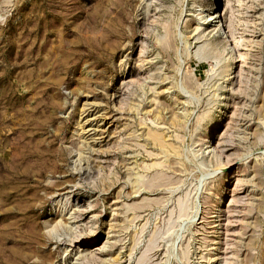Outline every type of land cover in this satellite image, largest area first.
<instances>
[{"label": "rangeland", "instance_id": "rangeland-1", "mask_svg": "<svg viewBox=\"0 0 264 264\" xmlns=\"http://www.w3.org/2000/svg\"><path fill=\"white\" fill-rule=\"evenodd\" d=\"M0 264H264V0H0Z\"/></svg>", "mask_w": 264, "mask_h": 264}, {"label": "bare ground", "instance_id": "bare-ground-1", "mask_svg": "<svg viewBox=\"0 0 264 264\" xmlns=\"http://www.w3.org/2000/svg\"><path fill=\"white\" fill-rule=\"evenodd\" d=\"M209 13V12H208ZM207 19H209V22L211 23V27H213V28H215V30H216V34H218V33H220L221 32V29H220V24H219V21L217 20L218 19V17H217V15L215 14V13H211V14H209V15H207V17H206ZM219 19H220V17H219ZM207 21V20H206ZM222 28V27H221ZM233 54H232V52H231V58H232V61L234 60V55L232 56ZM228 78H229V76H228ZM226 82V81H225ZM155 133H152V135H154ZM150 135H151V133H150ZM156 138V137H155ZM157 141H159L160 143H161V141H162V139L158 136L157 138ZM165 142V141H164ZM158 143V142H157ZM159 144V143H158ZM167 145V144H166ZM169 145V144H168ZM105 247V246H104Z\"/></svg>", "mask_w": 264, "mask_h": 264}, {"label": "water", "instance_id": "water-1", "mask_svg": "<svg viewBox=\"0 0 264 264\" xmlns=\"http://www.w3.org/2000/svg\"><path fill=\"white\" fill-rule=\"evenodd\" d=\"M224 170H226V169L215 170L212 173H210L208 176H209V178L216 177L218 174H223Z\"/></svg>", "mask_w": 264, "mask_h": 264}]
</instances>
